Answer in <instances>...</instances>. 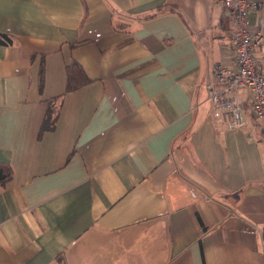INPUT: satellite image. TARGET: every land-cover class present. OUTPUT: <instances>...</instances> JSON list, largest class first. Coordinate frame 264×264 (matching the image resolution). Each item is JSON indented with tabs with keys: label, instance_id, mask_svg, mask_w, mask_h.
<instances>
[{
	"label": "crops",
	"instance_id": "crops-1",
	"mask_svg": "<svg viewBox=\"0 0 264 264\" xmlns=\"http://www.w3.org/2000/svg\"><path fill=\"white\" fill-rule=\"evenodd\" d=\"M224 23L219 0H0V264H264V124L205 87ZM72 60L93 82L40 135Z\"/></svg>",
	"mask_w": 264,
	"mask_h": 264
},
{
	"label": "built area",
	"instance_id": "built-area-1",
	"mask_svg": "<svg viewBox=\"0 0 264 264\" xmlns=\"http://www.w3.org/2000/svg\"><path fill=\"white\" fill-rule=\"evenodd\" d=\"M223 20L232 32L235 60L212 68L206 91L216 112L230 116L231 129L243 128L246 114L240 100L246 91L253 116L264 124V70L256 49L264 40V0H219ZM252 14H257L253 23Z\"/></svg>",
	"mask_w": 264,
	"mask_h": 264
},
{
	"label": "trees",
	"instance_id": "trees-1",
	"mask_svg": "<svg viewBox=\"0 0 264 264\" xmlns=\"http://www.w3.org/2000/svg\"><path fill=\"white\" fill-rule=\"evenodd\" d=\"M176 11L175 7H162L159 8L154 14L148 16L147 18H152L157 16L164 10ZM226 24V22L224 23ZM227 25V24H226ZM13 40L7 35H0V45H11ZM77 44H71V48H75ZM39 88L43 89L45 83V62L41 61L38 73ZM93 82L90 79L83 68V66L76 60H72L66 66V88L64 94L55 97L48 101L46 114L44 121L42 123L40 135L47 130H54L58 121V114L60 112L64 97L66 94L74 92L88 84ZM179 172V171H178ZM13 171L10 165L6 163H0V188L3 187L12 177ZM263 241H264V228H263Z\"/></svg>",
	"mask_w": 264,
	"mask_h": 264
}]
</instances>
